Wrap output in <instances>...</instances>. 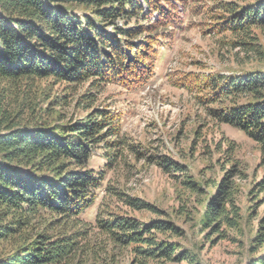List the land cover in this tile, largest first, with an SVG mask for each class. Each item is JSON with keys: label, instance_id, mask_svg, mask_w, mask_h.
<instances>
[{"label": "trees", "instance_id": "trees-1", "mask_svg": "<svg viewBox=\"0 0 264 264\" xmlns=\"http://www.w3.org/2000/svg\"><path fill=\"white\" fill-rule=\"evenodd\" d=\"M209 1L210 7L197 5L195 12L212 23L210 33L230 34L239 39L234 43L238 47L262 49L258 32L264 37V0ZM173 3L0 0V264H109L119 250L127 251L133 264H199L191 252L170 241L183 237L174 222L116 187L105 191L132 211L153 212L160 218L142 222L114 213L102 202L94 224L85 219L105 171L126 166L130 157L140 161L146 156L140 145L124 137L119 112L95 105V93L135 77L143 82L151 70L152 40L161 24L184 12ZM154 16L158 19L152 22ZM133 21L136 24L130 26ZM43 81L62 84L74 94L88 84L77 101L85 115L68 119L56 113L69 106L68 96L51 101V89L37 88ZM206 81L210 92L202 103L220 104L210 115L243 133L263 153L264 72L210 75ZM99 151L106 163L104 171L96 172L90 163ZM159 161L167 173L186 172L166 157ZM237 174L233 166L215 193L209 190L216 182L207 192L192 177L184 183L201 197L200 223L207 239L225 240L228 232L239 228L241 216L228 181ZM254 193L261 196L255 200L257 206H264V176ZM96 237L103 242L97 250L91 246ZM250 254L246 264H264V217L258 220Z\"/></svg>", "mask_w": 264, "mask_h": 264}, {"label": "rangeland", "instance_id": "rangeland-1", "mask_svg": "<svg viewBox=\"0 0 264 264\" xmlns=\"http://www.w3.org/2000/svg\"><path fill=\"white\" fill-rule=\"evenodd\" d=\"M172 1L173 6L177 5L184 12L170 15L168 21L161 24L158 37L152 40L151 70L143 77V82L135 77L124 81V85L108 84L95 93L98 99L95 105L119 112L124 137L140 145L146 156L140 161L130 157L126 166L105 171L102 187L85 219L93 225L102 202L110 206L112 212L124 213L142 222L160 218L153 212L132 211L117 201L105 191L113 186L161 210L163 218L174 222L183 232V237L170 241L179 244L180 250L191 252L199 264H246L252 257L250 247L258 220L264 217V206L259 208V202L255 201L261 196L254 195L255 184L264 176V152L243 133L220 124L210 115V110L218 109L220 104L204 105L202 101L210 92L207 76L264 72V37L258 32L262 49L251 51L235 46L239 39L230 34L210 33L212 23L196 16V6L210 7L211 1ZM156 19L158 17L154 16L150 20L155 22ZM135 24L133 21L130 26ZM123 25L119 22L118 27ZM111 30L113 27L109 28ZM88 86H80L75 94L66 91L62 84L53 86L45 81L37 88L39 92L51 89L48 93L51 101L68 96L69 106L55 109V112L65 114L68 119H77L85 115L83 106L77 101ZM151 156H155V160L149 162ZM164 157L185 167L186 172L167 173L158 165ZM105 163L103 151H99L90 167L96 172L104 171ZM233 166L238 174L229 176L228 181L233 187L241 223L237 230L228 232L229 238L225 240L215 236L207 239L200 223L203 216L199 213L202 207L198 202L201 197L191 194L184 183L187 177H192L197 186L207 192L208 186L216 182L209 190L215 193L217 185L233 171ZM101 241L96 237L91 246L97 250ZM117 253L115 261L109 264H133L127 251Z\"/></svg>", "mask_w": 264, "mask_h": 264}]
</instances>
